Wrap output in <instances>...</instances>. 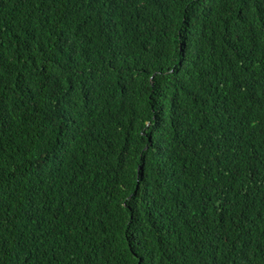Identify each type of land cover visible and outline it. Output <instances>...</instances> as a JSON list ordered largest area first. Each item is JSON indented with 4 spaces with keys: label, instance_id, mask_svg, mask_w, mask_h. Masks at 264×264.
Wrapping results in <instances>:
<instances>
[{
    "label": "trees",
    "instance_id": "trees-1",
    "mask_svg": "<svg viewBox=\"0 0 264 264\" xmlns=\"http://www.w3.org/2000/svg\"><path fill=\"white\" fill-rule=\"evenodd\" d=\"M0 264H264V0H0Z\"/></svg>",
    "mask_w": 264,
    "mask_h": 264
}]
</instances>
